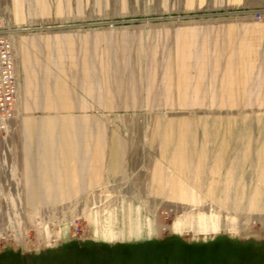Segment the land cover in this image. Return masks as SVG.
Listing matches in <instances>:
<instances>
[{"label": "rangeland", "instance_id": "1", "mask_svg": "<svg viewBox=\"0 0 264 264\" xmlns=\"http://www.w3.org/2000/svg\"><path fill=\"white\" fill-rule=\"evenodd\" d=\"M0 21L11 31L23 95L24 50L33 65L52 53L75 103L95 101L85 91L89 77L96 85L105 78L120 100V80L135 78L144 102L152 64L169 56L180 28L197 40L248 29L264 46V0H0ZM21 104L0 133V264H264V105L97 113L108 137L117 132L129 143L131 179L31 206L20 176Z\"/></svg>", "mask_w": 264, "mask_h": 264}, {"label": "crops", "instance_id": "2", "mask_svg": "<svg viewBox=\"0 0 264 264\" xmlns=\"http://www.w3.org/2000/svg\"><path fill=\"white\" fill-rule=\"evenodd\" d=\"M196 36L192 29L180 28L175 32L169 56L163 63L156 60L152 64L146 79V100L142 103L140 83L135 78L120 80L118 85L125 87L124 98L120 100L114 97L121 92L107 91L105 78L96 85L90 77L85 91L95 101L83 99L75 103L70 99L67 79L62 76L67 69L51 63L52 53L49 63L36 61L33 65L30 52L24 50L25 95L20 80L19 100L25 202L31 206L66 203L78 193L100 189L109 178L121 182L131 179L129 143L117 132L108 137V126L97 113L140 106L164 111H233L263 106L264 99H260L264 91L263 38L251 35L248 29L237 33L234 28L214 38L207 32L200 40ZM58 83L65 87L58 90ZM254 89H259L257 99H252ZM34 112L41 113L39 119ZM29 130L32 137L28 136ZM218 148L225 149L222 145ZM165 153L168 155L163 152L161 159L170 158ZM176 183H181L180 178Z\"/></svg>", "mask_w": 264, "mask_h": 264}, {"label": "built area", "instance_id": "3", "mask_svg": "<svg viewBox=\"0 0 264 264\" xmlns=\"http://www.w3.org/2000/svg\"><path fill=\"white\" fill-rule=\"evenodd\" d=\"M256 17L262 18L261 12H258ZM10 32V29L0 21V133L8 131L12 120L15 119L18 112L20 114V111H18L20 109V85L17 74L14 43ZM2 165L5 169V172H2H8L5 161H3ZM21 175L22 172L20 176ZM73 227L79 229L81 227L80 221H75Z\"/></svg>", "mask_w": 264, "mask_h": 264}, {"label": "bare ground", "instance_id": "4", "mask_svg": "<svg viewBox=\"0 0 264 264\" xmlns=\"http://www.w3.org/2000/svg\"><path fill=\"white\" fill-rule=\"evenodd\" d=\"M181 152V151H180ZM261 152H264V144H263V146H262V148H261ZM180 157H183V156H180Z\"/></svg>", "mask_w": 264, "mask_h": 264}]
</instances>
